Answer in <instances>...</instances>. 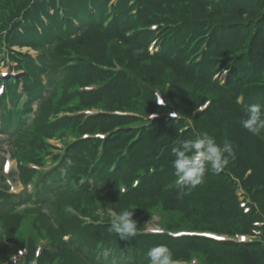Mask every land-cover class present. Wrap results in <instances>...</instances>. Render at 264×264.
Returning a JSON list of instances; mask_svg holds the SVG:
<instances>
[{"label": "trees", "instance_id": "16d2710c", "mask_svg": "<svg viewBox=\"0 0 264 264\" xmlns=\"http://www.w3.org/2000/svg\"><path fill=\"white\" fill-rule=\"evenodd\" d=\"M5 49L24 74L7 81L0 135L19 163L11 179L35 183L40 201L25 194L38 208L16 213L0 173V264L24 245L27 221V264L40 237L54 250L38 264H150L160 245L187 264H264V131L242 123L250 105H264V0H0ZM88 110L104 113L60 117ZM202 133L231 144L229 163L216 172L205 162L201 184L178 185L172 149ZM124 210L137 229L121 238L110 229ZM156 216L163 233H145ZM184 232L254 239L173 237Z\"/></svg>", "mask_w": 264, "mask_h": 264}, {"label": "clouds", "instance_id": "9594fccd", "mask_svg": "<svg viewBox=\"0 0 264 264\" xmlns=\"http://www.w3.org/2000/svg\"><path fill=\"white\" fill-rule=\"evenodd\" d=\"M3 90V86L0 85V94ZM157 100L163 102L159 98ZM242 123L243 127L253 135L264 131V105H250L246 109V119ZM172 152L175 156L173 165L177 184L194 188L203 182L206 171L205 162L210 163L212 169L219 172L229 163L228 157L233 154V148L230 143H224L221 147L212 136L202 133L193 139L181 142L172 149ZM132 216L133 211H122L112 220L110 230L119 234L121 238L134 236L137 223ZM148 257L150 264H180L179 260L173 259L170 250L164 245L150 249Z\"/></svg>", "mask_w": 264, "mask_h": 264}, {"label": "rangeland", "instance_id": "374dc122", "mask_svg": "<svg viewBox=\"0 0 264 264\" xmlns=\"http://www.w3.org/2000/svg\"><path fill=\"white\" fill-rule=\"evenodd\" d=\"M26 50L27 49H25V51ZM31 53L34 54L33 52H31ZM0 71H6V70L3 69V67H2L0 69ZM8 139L9 138H8V136L6 134L0 136V142H1L0 146H2V148L4 149V150L0 151V157H2V158L4 157V155H6L8 153L12 154V152H13V150L9 149V147H7L6 143L4 142L5 140H8ZM12 167L14 169H16L15 168L16 167V163L15 162L12 163ZM14 188H15V190H14L15 193H19L22 190V187L20 185H15ZM44 210L46 211V210H48V208L46 207V208H44ZM158 222H159V219H154L153 222H151L149 224V229L150 230H157L158 229V227H157V223ZM20 235H21L22 238L23 237H27V236H32V228H31L30 223L28 221L26 222V227L21 231Z\"/></svg>", "mask_w": 264, "mask_h": 264}, {"label": "snow or ice", "instance_id": "6c2138e0", "mask_svg": "<svg viewBox=\"0 0 264 264\" xmlns=\"http://www.w3.org/2000/svg\"><path fill=\"white\" fill-rule=\"evenodd\" d=\"M8 167H9V166L6 164V165H5V170H6V171L8 170ZM241 239H244V238L242 237Z\"/></svg>", "mask_w": 264, "mask_h": 264}]
</instances>
